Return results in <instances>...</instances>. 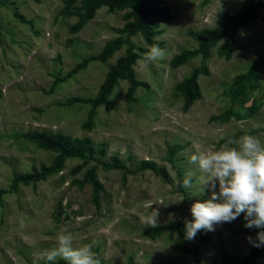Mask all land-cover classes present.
Wrapping results in <instances>:
<instances>
[{
	"label": "rangeland",
	"instance_id": "1",
	"mask_svg": "<svg viewBox=\"0 0 264 264\" xmlns=\"http://www.w3.org/2000/svg\"><path fill=\"white\" fill-rule=\"evenodd\" d=\"M159 1L167 18L153 27V40L165 49L166 58L142 66L151 46L138 33L130 36L139 85L129 99L127 81L117 79L108 103L98 105L89 118L88 102L69 99L95 98L128 45L122 44L105 61L90 59L73 70L107 41L126 36L120 32L129 9L101 5L72 31L80 0L68 6L71 14L63 11L65 0H0V264H33L39 253L55 247L60 233H71L75 247L95 241L93 251L101 264H233V258L243 259L253 250L247 237L255 240L258 230L244 227L243 213L230 223L215 225L214 231H199L183 247L176 231L152 236L142 231L139 217L154 210L158 226L184 227L185 219L190 220L184 208L210 198L207 189L200 193L198 187L178 186L186 175L192 174L194 182L200 175L189 163L191 155L232 147L229 141L245 134L264 142V67L237 81L254 57L264 55L263 11L238 29L228 59L217 55L219 41L203 60L200 54H190L197 49V33L217 27L225 13L235 14L246 0ZM184 52L189 53L185 61L171 65L174 56ZM202 64L208 74L197 77L201 98L183 110L176 85ZM32 130L88 137L93 158L76 174L72 169L81 160L68 158L59 172L12 188L14 173L40 170L54 156L22 136ZM175 146L180 148L171 154ZM112 156L124 168L104 169L99 164ZM141 160L165 169L167 178L138 168ZM94 165L102 186L99 208L90 201L91 186L79 188L75 183ZM256 263L264 264V247Z\"/></svg>",
	"mask_w": 264,
	"mask_h": 264
},
{
	"label": "trees",
	"instance_id": "2",
	"mask_svg": "<svg viewBox=\"0 0 264 264\" xmlns=\"http://www.w3.org/2000/svg\"><path fill=\"white\" fill-rule=\"evenodd\" d=\"M65 1L66 8L63 11L67 14H71L72 12L68 10V6L75 0ZM80 3L81 12L76 13L77 22L71 26L72 31L79 30L93 17L95 10L101 5L106 6L110 10L116 8L129 9L124 14L125 23L120 32L121 34L125 33L126 36L124 38L119 36L107 41L98 54L84 59L82 64L73 70L75 71L78 67L86 64L90 59L105 61L115 50L119 49L122 44L126 43L128 45L125 55L119 57L115 61V64L108 70L106 77L99 86L95 98L84 100L79 97H73L69 99L68 102L70 103L88 102L91 105L90 118L93 113L92 111L98 105L108 103V95L113 89L117 79L124 78L127 81L128 87L126 93L129 99L132 97L139 82L135 79V74L132 69V64L137 58V53L134 51V44L129 40V37L138 33L146 44L150 46L154 45L153 37L155 32L153 31V27H156L160 21L167 18V12H165L164 8L160 6L159 0H80ZM261 11H263L264 15V0H246L245 4L235 14L225 13L217 27L201 29L196 35L197 49L190 52V54H200V57L204 60L209 54L210 47L221 41V46L217 51V55L228 59V57L231 56V45L235 42L238 29L255 18ZM16 17L22 22L29 23L20 16ZM187 56H189V53L185 52L174 56L171 65L177 66L183 63ZM260 66L264 67V55L254 57L248 71L239 75L237 81L253 77L257 68ZM207 74V67L205 64H202L193 68L190 75L176 85L177 90L183 97V110H187L195 100L201 98L197 77L199 75ZM57 81L58 78H55L54 83ZM229 113L231 112H227L225 115H229ZM22 136L41 149L52 151L54 156L51 162L48 165L42 166L40 170L33 169L29 174L14 173L12 178V188L18 183H33L45 179L50 174L59 172L62 170L63 165L68 158H79L81 160V162L72 169V172L76 174L89 164L95 151L94 146L88 137H72L59 131L49 132L45 130H32L23 133ZM179 148V146H175L170 153L173 154ZM99 153L104 154V149L101 148ZM99 164L103 166L104 169L124 168L123 164L120 163L116 156H112L110 161L99 160ZM96 167L97 166L94 165L85 169L83 178L81 180H75V183L79 188H82L85 184L91 186L90 201L95 208H99L102 186L96 178ZM138 168L150 169L155 173L163 175L164 178H167L165 169L160 168V170H158L157 166L148 160H141ZM131 172H134V170H131ZM184 211L189 215V219L191 220L193 217L190 212V207H185ZM165 230L176 231L181 235L183 239L181 240L180 247H183L184 243L188 241L185 239L184 227L179 224H168L156 228L142 229L143 233L149 236L159 234ZM260 249L261 248L254 247L248 256L243 259L233 258L231 263L257 264L256 256ZM40 264H43V262ZM55 264H66V262L63 260H57Z\"/></svg>",
	"mask_w": 264,
	"mask_h": 264
},
{
	"label": "clouds",
	"instance_id": "3",
	"mask_svg": "<svg viewBox=\"0 0 264 264\" xmlns=\"http://www.w3.org/2000/svg\"><path fill=\"white\" fill-rule=\"evenodd\" d=\"M165 58V49L154 44L141 63L147 67ZM229 143L234 146L204 153L198 151L190 156L189 163L197 167L200 175L194 182L192 174H188L178 186L194 190L198 187L200 193L207 189L211 196L191 205L193 218L184 221L185 239L193 240L201 230L214 231L215 225L230 223L243 213L244 227L258 230L255 240L247 237L249 243L261 248L264 247V142L255 135L245 134ZM139 218L144 228L158 227L157 210ZM19 222L21 227L25 225L22 218ZM95 244L93 241L75 247L71 233H60L55 247L39 253L33 264H55L57 260L66 264H101L100 256L93 251Z\"/></svg>",
	"mask_w": 264,
	"mask_h": 264
},
{
	"label": "bare ground",
	"instance_id": "4",
	"mask_svg": "<svg viewBox=\"0 0 264 264\" xmlns=\"http://www.w3.org/2000/svg\"><path fill=\"white\" fill-rule=\"evenodd\" d=\"M45 37V36H44ZM50 43V42H49Z\"/></svg>",
	"mask_w": 264,
	"mask_h": 264
}]
</instances>
